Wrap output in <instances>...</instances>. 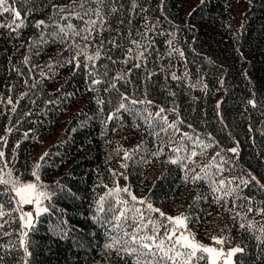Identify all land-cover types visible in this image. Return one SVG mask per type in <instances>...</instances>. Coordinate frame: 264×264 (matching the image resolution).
<instances>
[{
  "label": "trees",
  "instance_id": "1",
  "mask_svg": "<svg viewBox=\"0 0 264 264\" xmlns=\"http://www.w3.org/2000/svg\"><path fill=\"white\" fill-rule=\"evenodd\" d=\"M9 6L23 25L16 29L20 20L0 12V169L22 181L39 170L48 197L27 237V264H134L123 251L132 229L116 227V216L133 215L134 205L162 218L132 195L167 216H190L200 238L223 235L228 247L243 248L235 264H264V0H92L88 7L101 8L102 19L83 21L58 14L72 0ZM40 20L47 26L37 29ZM68 24L75 31L57 35ZM97 51L98 60H87ZM209 164L215 182L193 183ZM220 180L233 181L224 191H236H214ZM0 212V264H24L20 212L4 184Z\"/></svg>",
  "mask_w": 264,
  "mask_h": 264
},
{
  "label": "snow or ice",
  "instance_id": "2",
  "mask_svg": "<svg viewBox=\"0 0 264 264\" xmlns=\"http://www.w3.org/2000/svg\"><path fill=\"white\" fill-rule=\"evenodd\" d=\"M108 3H111L112 0H107ZM205 0H201V3L203 4ZM92 3V0H72V7L71 9L68 8V6H65L64 8L57 9L58 14L61 12H67L68 15H64L61 18L62 19H69V17L78 18L81 21L84 20L85 16H89L90 14L95 15L97 17H101V11L102 9L97 8H90L88 7L89 4ZM97 3L103 6L105 4V0H97ZM55 7V6H54ZM79 8L80 11L77 12L75 9ZM113 12H116V9L112 10ZM0 12H6V13H12L15 17V20H20L19 24H16V29L20 28L23 25V20L21 19V12L16 10L15 7L9 6V0H0ZM191 15V14H190ZM15 20L13 23H15ZM88 23L93 25L92 31H95V24L96 21L89 20ZM123 23V21H121ZM3 26V25H0ZM46 22L44 20H40L36 23L35 27L37 29H40L42 27H46ZM8 27H12L11 25H8ZM73 29V26L71 24H68L66 27H61L59 29V35L60 33H64L67 35V30ZM15 30V29H13ZM91 32L87 36H84L83 39L88 40L91 36ZM76 35H79V32H76ZM109 43H112L114 46H119L116 41H109ZM133 44H138V41L133 40ZM171 43V41H169ZM103 46V42H101V47ZM129 52H131V49H129ZM82 54V53H81ZM183 55V53H181ZM100 58V52L97 51L95 56H87V60H98ZM75 59V58H74ZM25 63H27V58H25ZM77 67H79V62L77 61L76 64ZM139 66V65H135ZM177 77L173 76V79H176ZM119 79V78H117ZM93 85L102 83L101 80H93ZM113 88H115V84L112 85ZM107 90V88L105 89ZM123 100H127L128 97L124 96L122 97ZM11 103V101H9ZM131 103H141V101L132 100ZM148 103H151L150 101ZM250 103L255 106L254 101H250ZM120 109L125 108V104L121 103L119 105ZM15 110V109H13ZM165 109L161 108L157 115H160V113H163ZM111 119V117H110ZM169 128H175L176 126L174 124L169 125ZM186 139L192 140V137L189 136L187 133L182 134ZM198 139V138H197ZM199 145L193 144L192 150L190 151L189 156L186 158L190 163H194V158L197 156V151H195V148ZM204 148H207L208 145H204ZM184 148L183 145L180 147L174 149L176 152H180ZM231 153L234 155H238V147H234L229 149ZM49 155L48 153H45V156ZM127 155V154H126ZM4 156V153L0 151V158ZM217 156H220V153H217ZM216 157H213V160H215ZM222 159V158H221ZM44 160V157H41V161ZM172 163H176V160L171 161ZM211 164L205 165L203 168L200 169L201 172L204 173V175H200L199 173H195V169H192V171L195 173L192 176V182L195 183L199 180H209L210 182L213 181V178L208 175V171L211 168ZM5 167H7V164H5ZM36 169L40 168V164H37ZM185 168H188V165L185 164ZM218 171H222V169L217 166ZM10 176L11 173H8ZM34 177V181L32 183L23 184L20 183L19 180L15 181H9L3 178H0V184L8 185L9 183L12 184V190L15 192V195L19 197L18 203L20 204H35L36 205V214L39 215L41 212H47V208L41 207V199L40 197H45V194L43 192L38 193L37 195H33V193L36 192L38 182L40 181V176L38 174V171H33L32 173ZM250 175V174H249ZM251 181H255L257 185H259V181L256 180V177L252 176ZM248 180H242L241 183L247 187L248 184L251 182ZM233 181H225L220 180L218 181L219 187L214 189V191H224L226 184L230 185ZM261 190H264V185H259ZM239 187V185H237ZM121 190L117 189L116 193L119 194ZM122 191L128 192V189L125 188ZM236 191V188H228L226 191H224V197L230 196L233 192ZM129 195H131L129 193ZM103 199V198H102ZM199 199V197H197ZM217 201L219 202L222 197H217ZM132 201H136L139 204L146 205V210L151 213H158L159 217L162 219L153 220L151 217L145 216V212L142 211L139 208H136L134 205L129 210L132 213H134L131 216H128L125 211H120L119 215L116 216V227H120L121 223L128 225L132 229L131 232L125 231L124 236H126L128 239L124 242L125 247L123 248V251L127 253L129 256H135L136 259L134 261V264H153V259H143V258H154V264H198L200 260H210V264H218V260L223 256L224 264H235V261H233V257L236 256L237 253H242L244 251L241 247H234L231 250H229L227 253H224L222 249H217L213 246H206L200 243L197 239L195 234L189 229L188 225L191 220L190 216H186L183 213L179 216H167L164 212H162L158 208H154L151 203L146 202L145 200L141 199L137 201V197L132 195L131 196ZM117 203H123L124 205L128 204V201H117ZM249 203L251 201L249 200ZM100 211H104L103 207L101 206ZM253 209L249 207L247 211L251 212ZM260 214L264 215V208H261L258 210ZM239 213H237L238 215ZM3 213L0 212V216H2ZM21 220H24L25 223L23 227L25 228H31L32 222H33V213L28 212L21 216ZM241 227H244L242 224ZM151 230V235L146 234V230ZM23 235L27 236V232H24ZM212 240L214 244L222 245L225 243V238L221 237H212ZM24 240H21V244H24ZM116 243H119L117 241ZM136 245L134 247H127V245ZM113 245L109 244L107 247L111 248ZM25 252H28L27 247L24 248ZM119 251V250H118ZM171 253V255H170ZM207 254V255H204ZM30 255V253H29Z\"/></svg>",
  "mask_w": 264,
  "mask_h": 264
},
{
  "label": "rangeland",
  "instance_id": "3",
  "mask_svg": "<svg viewBox=\"0 0 264 264\" xmlns=\"http://www.w3.org/2000/svg\"><path fill=\"white\" fill-rule=\"evenodd\" d=\"M37 156H38V161H40L41 156H42V153L39 152V153L37 154ZM37 171H38V174H39V176H40L39 170H37ZM8 173H11L10 169H8V168L0 169V178L6 179V180H9V181L19 180V182H20V183H23V184H27V183L35 182V181H34V178L31 179V180H28V181H22L21 179H19V178H17L16 176H14L12 173H11V175L9 176ZM6 187H7V189L11 192V194L13 195V197H14V199H15V201H16V204H17L18 209H19V212H20V217H21L22 215H24L25 213H28V212H32V213H33V222H32V227H33V225L36 223V221H37L38 217L40 216V214H42V213H44V212H41L39 215H37V214H36V211H35V209H36V205H35V204H20V203H18V201H19V197H17V196L15 195V192L12 190V184L9 183L8 185H6ZM40 188H41V186H40V181H39V182H38V185H37L36 192L33 193V195H37L38 193L42 192V190H41ZM40 199H41V205H40V206L43 207V208H46L45 203H44V198H43V197H40ZM179 215H180V214H175V215H170V216L175 217V216H179ZM21 222H22V235H21V240L23 239L24 242H25L24 244H22V247H23V249H24L25 247H27V245H26V243H27V237H28V234H29L30 230L32 229V227H31V228H25V227H23L25 221H24V220H21ZM189 229H190V228H189ZM190 230H191V229H190ZM191 231H192V230H191ZM24 232H27V236L23 235ZM192 232L195 234L196 239H197L200 243H202L203 245H206V246H213V247H216L217 249H222L224 253H227L229 250H231L232 248H234V247H228L225 243L222 244V245L214 244V242H213V240H212V237L215 236V237H221V238H224L223 235H222V236L214 235V236H211L209 240H207V239H205V238H200V237H198L197 234H196L194 231H192ZM27 249H28V248H27ZM24 253H25L24 264H27V258H28V256H29V250H28V252H25V251H24ZM205 255H207V254H205ZM224 259H225V257L222 256V257L218 260V264H224ZM232 259H234V257H233ZM207 264H210V260H208V263H207Z\"/></svg>",
  "mask_w": 264,
  "mask_h": 264
}]
</instances>
